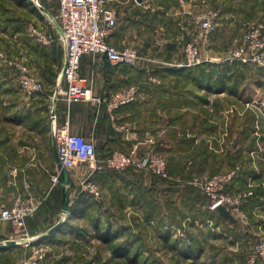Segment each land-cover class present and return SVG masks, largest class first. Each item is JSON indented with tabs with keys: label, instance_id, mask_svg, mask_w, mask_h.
<instances>
[{
	"label": "crops",
	"instance_id": "0c3cea01",
	"mask_svg": "<svg viewBox=\"0 0 264 264\" xmlns=\"http://www.w3.org/2000/svg\"><path fill=\"white\" fill-rule=\"evenodd\" d=\"M30 1L34 3L33 0ZM36 1L40 4V9L34 4L30 5V8L38 11L41 16L35 17L36 23L44 25L56 35V31L47 25L42 14H57L59 0ZM149 2L148 9L131 0H117L112 5L117 23L108 42L118 49L135 48L141 57V63L137 68L124 65L110 66L103 55L85 54L80 61V78L86 80L82 84L90 90L91 96L105 98L110 93L136 84L137 99L115 110L114 118H111V113L104 103L85 101L67 105L63 99L58 98L53 111V125L66 127L69 133L93 140L99 159L106 158L116 150L133 156H141L149 150L166 153L168 150L166 148H170L176 141L171 140L168 133L174 131L179 136H186L184 140H189L188 147L184 146L185 149H177L173 153L168 180H161L147 171L134 169H131L132 175L126 178L123 172L114 173L111 179L101 178L104 175H98L96 172L95 175L101 178L100 188L105 186L103 181L106 180V185L108 184L112 190L110 199L105 196L107 199L105 201V197L102 196L97 204L91 205L87 202L85 211L91 209L95 212L97 209L100 220L110 221L114 225L113 229L123 226L120 219L121 215L125 216L126 220H131L126 222L127 226L124 225L126 230L123 233L127 235L133 228L128 224L135 218L138 219L137 212H140L146 219V228L150 230L147 235L157 236L164 246L182 252L198 245V242L202 250L204 245L211 242L215 246L212 248L215 254L205 259L201 258V262L229 263L234 256L229 254L228 257L227 250L229 248L234 250L241 244V239L238 240L236 235L240 231L237 232L239 229L234 227L236 225L227 223L216 211L210 210L207 198L190 182L193 177L207 174L210 168L217 172L228 169L229 162H226L224 152L228 156L230 134L226 125L230 111L236 107L232 116L239 121V114H243L246 104L243 101L244 93L247 86L254 84L251 83L252 80H248L250 77L245 68L224 63L221 65L222 63L218 61L216 64H220V68L215 64L208 68L206 62L218 58L212 59L214 57L208 53L200 62L202 66L205 65L203 69L179 66L183 62L185 43L198 42L197 17L202 11L209 10L207 0H149ZM231 10L232 8L223 11L220 9L219 13L224 14ZM261 19L264 23V15ZM32 40L29 39L31 45L27 48L32 54L27 65L42 81L44 90L39 100L29 103L32 112L23 115L22 119L29 118L28 120L33 122L29 133L32 134V139H36L35 133L43 131L41 127L43 116L37 110L44 106L49 107L50 97L56 89L64 63V47L58 35L50 45H41ZM198 74L211 83L221 80L222 89L217 91L208 89L206 81L204 85H198L196 78ZM152 78L157 82L152 81ZM254 80L257 83V90L251 89L253 98L249 101L253 99L257 103V143L260 141L263 147L241 146V141L248 140L251 135L247 134L249 133L247 131L238 134L240 137L233 141V145L237 142L245 159L242 161L241 171L235 176H238L235 184L232 188L231 184L229 187L232 193L253 190L254 197L250 200L248 197L244 201V207H241L251 220H257V214H264L262 206L264 169L261 168L264 167V69L257 68V79ZM200 98L203 101H200ZM216 99L222 100L224 106L226 105L222 110H218L214 103L216 109L212 108V113L207 112L204 116L198 112L212 106ZM12 107L16 114V110L21 111L22 106L20 102H13ZM212 121L218 123L220 127L212 125L215 127L213 131H200L199 125L203 123L209 125ZM183 124L188 127L184 126L182 129ZM3 140L8 142L1 143ZM13 140L12 134L7 135L0 131V206L9 207L16 201L28 197L45 203L51 193L53 196L59 195L61 202V185L59 182L55 184L52 182V176L56 171L44 168L48 164L44 166L38 164V158L42 156L47 161H53L56 166L53 148L51 157L48 158L45 150L41 151L37 146H16L11 142ZM213 157H216V165H209ZM88 174L89 170L72 169L69 171L70 186L75 184L76 179L85 178ZM69 191L71 198V190ZM117 192L121 193V196ZM51 200L48 199L50 203ZM32 218L30 216L29 221ZM40 225L41 228L45 227V224ZM40 225L37 226L40 228ZM28 227L32 232L33 225L29 223ZM33 235L37 238L43 236L42 232ZM170 237L172 241L168 240ZM13 239L15 235L10 223H2L0 264H19L24 260L17 259V252L21 251L23 245L17 243L15 245L19 244L18 247H14L15 245L5 243ZM220 241H224L223 245L218 243ZM235 243L238 245L235 246ZM7 256H12L9 263L5 260Z\"/></svg>",
	"mask_w": 264,
	"mask_h": 264
},
{
	"label": "rangeland",
	"instance_id": "374dc122",
	"mask_svg": "<svg viewBox=\"0 0 264 264\" xmlns=\"http://www.w3.org/2000/svg\"><path fill=\"white\" fill-rule=\"evenodd\" d=\"M131 1L135 3L134 0ZM116 2H108V4L112 7V5ZM207 4L210 7L209 9L218 10L219 12L220 9L223 11L227 8H232V10L224 14L219 13L216 28L212 34L206 36L201 31L200 26L198 27L197 33L199 37L197 39L198 42H195V45L199 50L200 62L205 56H207L206 53H208L209 55L211 54V57H214L212 59H216L218 57L217 60H208L206 62V66L208 68H211L212 64H215L217 68H220L221 63V65H223L224 63L229 64V66L233 65L237 68H245L246 73L250 77L248 78V80H252L251 83L254 84V86H247L248 88L244 93L243 100L244 104H246L244 105L243 114H239V121L236 117L232 116L236 107L230 111V117L228 119V124L226 125L230 134L228 156H226V152H224V158L227 157L226 162H229V164L227 165L228 169L217 172L212 171L214 169L210 168L208 169L207 174L202 173L205 175L201 177L217 175L237 168L238 172L241 171L242 161L245 158L242 156L243 153L239 150L237 142L235 145H233V141L236 140V138L240 137L238 136V134H240L241 131H247L249 132L247 134L251 135L248 140L241 141V146L244 145L247 148H253L262 145L261 147H263V144H260V141L259 144L257 143V103H255L253 99L249 101L251 98H253V90L251 89L257 90V83H255L254 79H257V68L260 67L256 64L231 62L226 58L231 51L238 49L243 45L246 31L250 25H255L256 29L258 26L261 35L264 38V23L261 19L264 15V0H207ZM204 11L202 12L204 13ZM202 12L201 14H203ZM201 14H199V16H201ZM42 15L47 25L54 29V23H52L49 18L45 16V14ZM38 16V11L31 9L28 4H25V6L21 7L18 5L17 0H0V131L6 133L7 135L12 134L14 140L11 142H13L16 146H37L39 149H41V151L45 150V152L48 153L49 158L51 157V149L53 148L51 130L54 126L51 119L52 116L49 114V107H51V102L49 101V107L44 106L37 110V112H39V114L43 116V121L41 123L43 131L36 132V139H32V134H30L29 132L33 122H30L28 120L29 118L22 119V117L23 115L26 116L29 115L30 112H32V108H30L29 103L34 100H39L43 93H39L34 96L24 95L20 91L18 77L15 72L16 68L13 65V62L22 63L30 70L33 75L35 74L34 70L29 65H27L28 58L32 57L31 51L27 48H29V46L31 45L29 39H33L36 43L38 42L36 41V38L31 34L29 27L30 25H34L37 27V29H43L47 31V33H52L47 30L44 25L41 26L36 23L35 17ZM21 40L23 41L22 43ZM26 42L28 44H26ZM217 61L220 64L217 65ZM200 62L196 64V66H193L200 67L202 65L200 64ZM166 84L170 83L166 82ZM136 86L138 87V85ZM13 102H20L22 106L20 109L21 111L16 110V114H14L15 109L12 107ZM214 103L216 104L218 110H222L226 106H224L222 100L216 99L214 100L212 106L204 108L203 110H199L198 112L200 114H203L204 116H206L207 112L212 113L211 109H216ZM18 116L21 117L19 118ZM214 122L215 121L210 122L209 126L214 125L216 127H220L218 123ZM184 126L188 127L186 124H183L182 129H184ZM17 135H19L20 138ZM253 136L256 138H254ZM177 137L174 144L177 145L179 141H181L183 143L182 146L188 147L187 142L189 140H184V137L186 136H179L177 134ZM180 138L183 139L180 140ZM5 142H8V140H3L1 143L5 144ZM166 149H168L169 152H162V154H164L167 158V163L172 164L173 159L171 158H173L174 154L171 152H173V149H171V147ZM213 153L215 154V152ZM49 163L51 164L50 167ZM215 163L216 157H213L212 162L209 165H213ZM38 164L39 166L48 164V166L46 165V167L44 168L48 170L53 169L56 171L54 162L49 160L47 161L46 158L44 159L42 156L38 158ZM96 165L97 161L91 163H78L74 169L89 170L90 173V170L92 171V169ZM261 168L264 169V167ZM113 172H123L124 177L126 178L132 175L133 171L131 169H125L120 172L104 170L101 173H98V175H104L101 178L106 177L107 179H111L114 175ZM95 174L96 172L92 174L93 176L91 178H93L100 185L101 178ZM194 178L195 177H193L192 179ZM82 179L83 177L76 179V186L74 184L69 188V190H71V206L73 205L74 200L79 196V194L82 195L81 199H85L87 202H93L94 204H97V202L93 200L88 194L80 191L79 184ZM103 184L105 186H101L100 188L101 196H106L109 198L110 191L112 190L110 189V187H108V184L106 185V180L103 181ZM227 192L230 194H237L240 191L232 193L229 189H227ZM251 192L252 195L250 197L254 196L253 190ZM117 194L121 196V193L117 192ZM204 196L206 197L205 194ZM59 197V195L53 196L51 193L49 198H46V200L50 198L52 199V202H49L50 204L45 205L43 204L44 201L38 204V208L31 215L33 217L31 219V223H33V227L31 228L33 230L32 232L29 230L28 223L26 221L27 232L30 237L35 236L33 234H36V232H42L43 236H40V238L36 237L27 245H25L24 243L20 244L23 246L21 248V251L17 252V259L21 258L20 260H22L31 258L33 257L35 250L41 249V264H133L131 263L132 260H136V264H188L190 262V260L185 259L182 256V253H180L179 251L164 246L162 242L159 241L160 238H158L157 236H148L147 234L150 230L146 228V219L141 215L140 212H137V216H139L138 219L135 218L133 222L128 224L132 225L133 228H131L130 233L127 235L123 232L126 230V222L128 223L131 220H126L125 216L121 215L120 222L123 226L121 228L119 227L118 229H113L112 227H114V225L111 224V222L108 220L101 221L99 215L97 216V209L95 210V212H93V210L91 209L88 211H85L86 209H84L83 211L79 212L80 215L82 214L80 217L70 219L69 216L66 217L62 213ZM106 197L105 201L107 200ZM247 199L248 198H246L245 200ZM244 201L242 202L241 207L243 206ZM259 210L260 208L257 209V211ZM245 215V222H237V224H233L237 226H234L235 228L239 229L237 232L240 231L236 235L238 237V240L241 239V244L238 245L235 243V246H238L234 250H232L233 248H229L227 250L228 257H230L229 254L234 257L229 263L227 261H224L222 264H246L252 246L254 244H257L258 242L264 241V214H257V220H251L246 213ZM63 217H65L64 221H62V219H64ZM41 223L45 224V227L41 228ZM57 223H60V225L53 232L49 233L48 230ZM1 225L2 223H0V226ZM37 225H40V228ZM97 227H99V229L101 230H105L106 227L110 228L112 230V234L116 233V239L113 242H103L99 240L95 237L94 234L95 228ZM171 238L172 237H170L168 240L172 241ZM223 242L220 241L218 243L223 245ZM120 244L122 250L119 252V254L125 255L122 257L115 256L116 251L119 250L118 245ZM18 245H15L14 247H18ZM213 247L215 246H213L211 242L210 244L204 245L199 258L205 259L206 257H210V255L215 254V252H212ZM8 248L11 249L12 247ZM23 249L25 252H23ZM10 257L12 256H7V258L5 259L7 263H9ZM204 264H206V261H204ZM261 264H264V262H262Z\"/></svg>",
	"mask_w": 264,
	"mask_h": 264
},
{
	"label": "built area",
	"instance_id": "2783aa9c",
	"mask_svg": "<svg viewBox=\"0 0 264 264\" xmlns=\"http://www.w3.org/2000/svg\"><path fill=\"white\" fill-rule=\"evenodd\" d=\"M116 1L59 0L58 13L55 15L45 14L54 23L56 35L30 25L29 30L39 44L50 45L58 35L64 47V63L56 83V89L50 97L52 121L58 98L63 99L67 105L85 101L104 103L111 113V118H114L115 110L137 99L138 87L136 85L110 93L105 98L91 96L90 90L82 84L86 80L80 78V61L85 54L103 55L111 66L124 65L137 68L141 63V57L135 48L118 49L108 42L117 23L115 12L108 2ZM134 1L145 9L150 8L149 0ZM33 2L38 9L41 8L37 1ZM218 16V10L209 9L197 17V24L204 35H210L215 31ZM183 56V62L179 66L191 67L200 62L199 50L194 41L185 44ZM226 59L231 62L256 64L264 69V38L259 27L257 26L256 29L255 25H250L246 31L243 45L231 51ZM13 65L16 68L20 91L24 95L34 96L42 93L44 87L40 79L34 76L24 64L13 62ZM152 81L155 82L156 79L152 78ZM51 135L59 161L68 171L74 169L78 163L97 161V165L79 184L80 191L90 195L96 202L101 201L102 196L100 185L91 178L94 172L101 173L104 170L120 172L131 168L147 171L162 180L170 178L167 158L164 154L154 150H149L141 156H133L116 150L106 158L99 159L93 140L79 134L69 133L66 127L53 126ZM237 169L217 175L195 177L191 184L206 195L210 210L215 211L218 205H225L238 222H245L246 215L242 211L241 205L246 198L252 195V192L250 190L240 191L237 194L227 192V186L236 176ZM59 177V170L56 166L52 182L58 183ZM39 203L41 201L28 197L16 201L9 207L0 206V223H10L15 235L14 242L27 245L36 238L29 236L26 220L38 208ZM41 253V249L35 250L33 257L24 259L19 264H41ZM262 262H264V241L252 246L246 264H261Z\"/></svg>",
	"mask_w": 264,
	"mask_h": 264
},
{
	"label": "trees",
	"instance_id": "16d2710c",
	"mask_svg": "<svg viewBox=\"0 0 264 264\" xmlns=\"http://www.w3.org/2000/svg\"><path fill=\"white\" fill-rule=\"evenodd\" d=\"M17 3L21 7L22 6H25V4H28L29 6L30 5H33V3L30 0H17ZM115 67H118V66H115ZM204 67H205V65H203V66L201 65L200 67L197 66L198 69H203ZM196 78H197V81H198V85H200V86L201 85H204L203 83H204V81H206V88H208V89L217 91L219 89H222V87H223L221 80H217V81H214V82L211 83L205 77L202 79L199 74H198V76ZM199 100L200 101H203L202 98H200ZM199 129H200L201 132H203V131H213L215 129V127L209 126L207 123H203V124L199 125ZM168 134H169V137H170L171 140H173V139H174V141L176 140V137H177L176 132L173 131V132H170ZM187 144H189V141L187 142ZM182 145H183V143L181 141H179V143L177 145L176 144L171 145V149H173V152H171V153L176 152L177 149H182V148L185 149V147L182 146ZM156 152H158V151H156ZM166 152H169V150H166ZM159 153H162V152H159ZM169 167H170V164L168 163V171H169V174H170V168ZM129 169H131V168H129ZM237 177H234L232 179V181L227 186V189H229L230 184H231V188H232V186L235 184V181H236L235 179ZM158 179H160V178H158ZM239 191H241V190H239ZM253 197L254 196L250 197L248 200H250ZM81 198H82V195L79 194V196L74 200L73 205L72 206L70 205V210H71L70 215H69V218L70 219L71 218H74L75 219V218L80 217L82 214L80 215L79 212L80 211H83L84 209L87 208V201L85 199H81ZM207 201H208V206H209V200L207 199ZM43 204L48 205L50 203L47 200L45 203L43 202ZM89 204L94 205L93 202H90ZM89 204H88V206H89ZM60 207H61V202H60ZM26 221L28 223L29 217L27 218ZM31 221H29V223L33 225V223H31ZM111 231L112 230L110 228H107V227H106L105 230H101V229H99V227H97V228H95L94 234H95V237L96 238H98L99 240H101L103 242H113L116 239V236H115L116 233H113L112 234ZM121 244H124V243H121ZM121 244L118 245V249L119 250L116 251V254L117 255L115 254V256H120V257L125 256L124 254H119V252L122 250ZM180 253H182V256L185 259H189L190 260V262L188 264H204L203 262H201V258H199L200 257V253H201V244L199 242H198V245H194L193 248H190L189 250H186V251H182ZM131 263L136 264V260H132Z\"/></svg>",
	"mask_w": 264,
	"mask_h": 264
},
{
	"label": "water",
	"instance_id": "95a60500",
	"mask_svg": "<svg viewBox=\"0 0 264 264\" xmlns=\"http://www.w3.org/2000/svg\"><path fill=\"white\" fill-rule=\"evenodd\" d=\"M139 2L140 0H136ZM53 152L56 160V166L59 170V183L61 185V211L64 214V216H69L70 215V204H71V199H70V191H69V186L71 183L69 171L63 167V165L60 163L57 152L55 147L53 146ZM215 211L218 213V215L227 223L229 224H237L238 220L234 217V215L231 213V211L225 206V205H218L215 209ZM62 221L65 220V217H63ZM60 223H57L53 227H51L48 232L51 233L53 232ZM40 238V237H39ZM7 245H15L17 244L14 241H6L5 242Z\"/></svg>",
	"mask_w": 264,
	"mask_h": 264
}]
</instances>
